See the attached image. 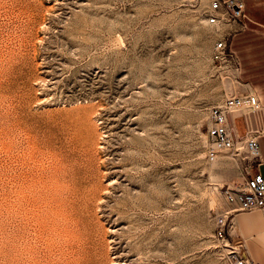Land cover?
I'll use <instances>...</instances> for the list:
<instances>
[{"label": "rangeland", "instance_id": "1", "mask_svg": "<svg viewBox=\"0 0 264 264\" xmlns=\"http://www.w3.org/2000/svg\"><path fill=\"white\" fill-rule=\"evenodd\" d=\"M206 6L0 0V264H74L78 221L55 205L58 150L90 170L80 215L98 264H227L225 242L239 240L230 224L219 239L215 220L254 164L243 137L206 158L208 108L242 86L211 52L264 19L244 9L226 30Z\"/></svg>", "mask_w": 264, "mask_h": 264}, {"label": "built area", "instance_id": "2", "mask_svg": "<svg viewBox=\"0 0 264 264\" xmlns=\"http://www.w3.org/2000/svg\"><path fill=\"white\" fill-rule=\"evenodd\" d=\"M244 9V0H207L205 20L217 27L231 30L233 25L245 16ZM211 59L228 78L238 79L240 59L228 45L226 37L223 36L214 43ZM235 112L244 115L245 131L241 135L236 133L230 124V117ZM206 132L207 160L215 161L220 153L234 151L238 139L243 137L245 150L254 164L252 172L242 184L234 188L227 187L224 191L228 207L223 214L220 213L216 217L215 235L221 240H228L229 223L233 213L264 208V177L258 169L260 161L258 140L264 134V104L253 92L229 93L220 102L208 108ZM239 243L241 242L235 244ZM235 244L232 239L225 242L227 264H259L245 255Z\"/></svg>", "mask_w": 264, "mask_h": 264}, {"label": "crops", "instance_id": "3", "mask_svg": "<svg viewBox=\"0 0 264 264\" xmlns=\"http://www.w3.org/2000/svg\"><path fill=\"white\" fill-rule=\"evenodd\" d=\"M245 9L256 22H263L264 0H244ZM232 38V48L238 53L240 71L238 81L242 86L239 93H256L264 104V30L248 27L242 24ZM230 117L232 129L239 135L245 131V121L242 117ZM260 161L259 171L264 177V134L259 137ZM231 232L241 242L245 255L264 264V208L250 211H237L230 220Z\"/></svg>", "mask_w": 264, "mask_h": 264}, {"label": "bare ground", "instance_id": "4", "mask_svg": "<svg viewBox=\"0 0 264 264\" xmlns=\"http://www.w3.org/2000/svg\"><path fill=\"white\" fill-rule=\"evenodd\" d=\"M73 127V135L78 138V135L82 133L81 131L83 128L80 124L77 123H74ZM85 167H87V165L84 166V168ZM88 170L84 171V169H82L80 165L76 164L75 161L72 162L71 157L68 154L63 153L60 150L56 152L53 173V179L56 185L55 205L58 212H65L70 215L71 219H75L76 221H78L76 234L80 241V246L76 251L74 264H98L99 261L97 260V257L102 254L101 251L100 254L98 253V251H95L96 246L94 242L97 239L94 240L95 235L93 232L95 230L93 224L89 222L90 220H86V217L83 218V216L80 215L81 212L84 211L83 209L87 206L86 202L88 199V195H91L90 193L88 194V191L86 189H84L85 180L91 174L89 173L90 170ZM93 187L96 188V186ZM22 190V185L19 184L18 191L21 192Z\"/></svg>", "mask_w": 264, "mask_h": 264}]
</instances>
